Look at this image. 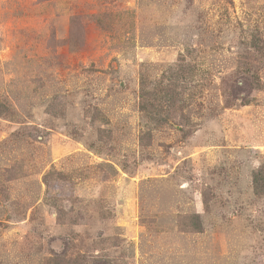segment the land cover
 <instances>
[{
    "label": "rangeland",
    "instance_id": "1",
    "mask_svg": "<svg viewBox=\"0 0 264 264\" xmlns=\"http://www.w3.org/2000/svg\"><path fill=\"white\" fill-rule=\"evenodd\" d=\"M0 264H264V0H0Z\"/></svg>",
    "mask_w": 264,
    "mask_h": 264
},
{
    "label": "trees",
    "instance_id": "2",
    "mask_svg": "<svg viewBox=\"0 0 264 264\" xmlns=\"http://www.w3.org/2000/svg\"><path fill=\"white\" fill-rule=\"evenodd\" d=\"M182 61V60H181ZM183 81H186V77L181 74L177 69L173 71H168L165 73V82L161 83L159 86H161V89L157 90L156 96L157 99H160L163 104L156 106L149 105L148 107L145 104H141V110L145 111L147 114L152 115L153 117L151 119L154 120L155 117H157V121H162L164 117L161 116L162 111L166 109L174 108L176 105H179V109L187 108L188 104L193 99L192 91L195 88L196 85L191 84H185ZM141 92L144 93V96H142V100L145 99L147 91L144 88V85L142 83V86L140 87ZM158 94V95H157ZM141 98V97H140ZM165 109V111H166ZM163 121H167L164 119ZM255 192L256 189H255Z\"/></svg>",
    "mask_w": 264,
    "mask_h": 264
}]
</instances>
